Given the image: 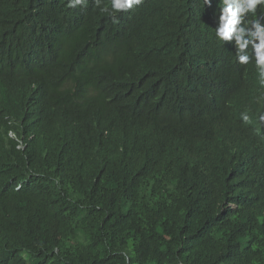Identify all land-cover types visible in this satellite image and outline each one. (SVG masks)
Returning a JSON list of instances; mask_svg holds the SVG:
<instances>
[{"label":"trees","instance_id":"16d2710c","mask_svg":"<svg viewBox=\"0 0 264 264\" xmlns=\"http://www.w3.org/2000/svg\"><path fill=\"white\" fill-rule=\"evenodd\" d=\"M66 2L0 0V264H264V86L218 0Z\"/></svg>","mask_w":264,"mask_h":264},{"label":"clouds","instance_id":"9594fccd","mask_svg":"<svg viewBox=\"0 0 264 264\" xmlns=\"http://www.w3.org/2000/svg\"><path fill=\"white\" fill-rule=\"evenodd\" d=\"M204 5L211 8L213 0H203ZM97 6L101 0H95ZM144 0H108L102 13H106L113 21L119 23L118 14L135 10L142 5ZM220 4L216 20L215 37L219 42H232L235 46V57L240 65L253 63L257 70L259 82L264 86V0H218ZM88 0H67V8L77 6L87 7ZM249 49L251 50L249 52ZM250 109H245L240 114L244 123H250L252 116ZM258 119L264 123V113ZM8 137L17 141V149H22L16 132L9 131ZM123 264H130L128 252H122Z\"/></svg>","mask_w":264,"mask_h":264}]
</instances>
